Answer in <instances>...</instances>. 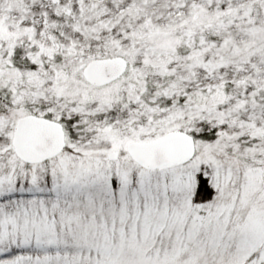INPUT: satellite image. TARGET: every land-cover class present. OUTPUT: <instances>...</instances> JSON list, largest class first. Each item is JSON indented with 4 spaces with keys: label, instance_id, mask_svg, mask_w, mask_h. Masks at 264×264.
Here are the masks:
<instances>
[{
    "label": "snow or ice",
    "instance_id": "1",
    "mask_svg": "<svg viewBox=\"0 0 264 264\" xmlns=\"http://www.w3.org/2000/svg\"><path fill=\"white\" fill-rule=\"evenodd\" d=\"M0 264H264V0H0Z\"/></svg>",
    "mask_w": 264,
    "mask_h": 264
}]
</instances>
